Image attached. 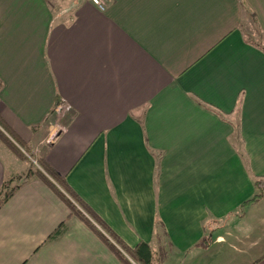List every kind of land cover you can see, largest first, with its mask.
<instances>
[{
	"label": "crops",
	"instance_id": "obj_1",
	"mask_svg": "<svg viewBox=\"0 0 264 264\" xmlns=\"http://www.w3.org/2000/svg\"><path fill=\"white\" fill-rule=\"evenodd\" d=\"M0 83L3 124L128 246L206 264L230 238L262 242L264 214L245 223L264 195L242 204L264 179V0H0ZM6 147L0 189L22 182L0 209V264H137Z\"/></svg>",
	"mask_w": 264,
	"mask_h": 264
},
{
	"label": "trees",
	"instance_id": "obj_2",
	"mask_svg": "<svg viewBox=\"0 0 264 264\" xmlns=\"http://www.w3.org/2000/svg\"><path fill=\"white\" fill-rule=\"evenodd\" d=\"M1 87V83H0ZM0 139L19 157L27 159L22 152L21 146H24L14 134L3 124L0 119ZM17 141V143H16ZM42 169H30L27 176L35 175L43 180L72 210V213L82 219L106 244L113 250L118 258L129 263L128 256L137 264H163L166 251L162 250L159 255L153 253L149 243L139 242L135 247L128 246L124 240L118 236L112 228L87 204L80 196L68 185L66 180L53 170L43 158L38 160ZM20 177V176H17ZM12 179L4 181L0 189V209L14 195L18 185H12ZM258 193L252 198L243 202L242 206L250 205L260 200L264 195V179L256 181ZM66 230L65 223H61L58 228L48 237V240L58 238ZM261 257L257 262L259 263ZM256 262V263H257ZM23 264H26L23 263Z\"/></svg>",
	"mask_w": 264,
	"mask_h": 264
},
{
	"label": "rangeland",
	"instance_id": "obj_3",
	"mask_svg": "<svg viewBox=\"0 0 264 264\" xmlns=\"http://www.w3.org/2000/svg\"><path fill=\"white\" fill-rule=\"evenodd\" d=\"M243 30L245 34L247 35V38L250 41L252 42L261 41L262 42V35L260 32L259 26L257 22H255L252 18L249 19V21L244 23ZM0 128L4 131V129L1 126ZM57 132H55L54 135H57ZM17 144L18 146H20V149L22 150V152L28 157L27 159H23L22 157H20L21 160L19 159L20 164L18 165V168L21 166V167H30L29 169L32 168L33 170L38 169L40 164L38 163L36 164L34 160L38 161L40 159V149L38 148V149L31 151V149L27 145L21 146L19 143ZM0 147H3L4 151H7L9 155H11L12 157L13 156L15 157V155L10 150H7L8 148L1 140H0ZM11 174L12 173L10 174L8 173L6 180L12 179L13 186L17 185L19 182H22L20 177H14ZM244 211L246 212V209ZM263 214H264V208L252 210L248 215L245 225H261V223H259L258 218L262 216ZM216 225H219V226L210 227L211 231H208V232H214L215 235L220 232L222 233L227 232V228L229 226L227 222L222 223V224H216ZM255 236L258 238H263L262 242L255 248L247 247L244 253L240 251L231 250L230 244L233 242V239L230 238L229 242H227L226 244L220 245L218 247V250L212 253V257L206 261V264H252L258 257H260L261 255L260 252L264 245V237H263L264 231L262 227H259V228L257 227Z\"/></svg>",
	"mask_w": 264,
	"mask_h": 264
},
{
	"label": "built area",
	"instance_id": "obj_4",
	"mask_svg": "<svg viewBox=\"0 0 264 264\" xmlns=\"http://www.w3.org/2000/svg\"><path fill=\"white\" fill-rule=\"evenodd\" d=\"M113 0H91V2L96 5L99 9L105 10L109 3H111ZM68 105L64 102H60L58 106L56 107V114L59 116H62L63 113L67 110ZM62 129V128H61ZM32 159V158H31ZM34 162L37 164L38 161L34 160ZM39 164V163H38ZM39 168L42 169V167L39 165ZM43 170V169H42ZM44 171V170H43Z\"/></svg>",
	"mask_w": 264,
	"mask_h": 264
}]
</instances>
